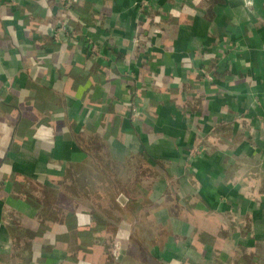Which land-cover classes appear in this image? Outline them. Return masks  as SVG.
Returning <instances> with one entry per match:
<instances>
[{"label": "crops", "instance_id": "crops-1", "mask_svg": "<svg viewBox=\"0 0 264 264\" xmlns=\"http://www.w3.org/2000/svg\"><path fill=\"white\" fill-rule=\"evenodd\" d=\"M249 141L264 148V0H0V264L264 262L250 250L264 196L245 243L203 171L229 142L243 163ZM197 147L195 175L179 174ZM107 164L141 186L136 201L96 203ZM139 206L181 233L174 260L155 253L153 226L140 238ZM111 224L140 241L107 242Z\"/></svg>", "mask_w": 264, "mask_h": 264}, {"label": "rangeland", "instance_id": "rangeland-1", "mask_svg": "<svg viewBox=\"0 0 264 264\" xmlns=\"http://www.w3.org/2000/svg\"><path fill=\"white\" fill-rule=\"evenodd\" d=\"M70 1V0H69ZM249 4L244 6H250L253 4L254 1L258 0H246ZM208 78V76H206ZM134 116L136 115L135 109L133 112ZM229 141V140H227ZM226 142V141H225ZM248 146H245L244 149L248 150L247 154L246 151L242 148L244 151L243 158H241V164H234L233 162L238 156L237 151H233L235 149L231 148L233 147L231 142L226 143L225 146H228L227 150H223L222 156L218 158L219 164L218 165H204L203 171L207 174L208 178V189H207V195L209 197V204L212 206L214 211H216L226 222V225L232 223V225L235 228V233L237 234L238 231L241 238L246 239L248 232L247 227L252 226L251 223L255 221L250 217V213L252 214V210L258 208L260 205V202L262 201V197L264 196V148L262 145H258L257 142L249 141L247 143ZM250 151V153H249ZM215 153V151L211 152L208 150V158L212 159V155ZM203 154V150L201 151V148H192L186 155L184 161H185V167L184 170L186 173H183L184 170H182L179 174H189V176L195 175V161L193 162L194 158H196L198 155ZM251 155V156H250ZM212 156V157H211ZM242 156V155H241ZM246 156V157H245ZM208 159V160H209ZM194 163V165H193ZM250 172V173H249ZM254 174H253V173ZM168 195V194H167ZM163 201H167L166 199H158L156 202L163 203ZM170 201V205L173 203L172 200ZM168 204V201L166 202ZM117 204V203H116ZM159 225L153 226V231L155 234H157L158 242L159 244H155L154 251L155 253H160V256L163 257L164 255L170 256L173 260L179 253H177V250L173 248V246H177L178 248L181 247V250L183 251V239H181V233L179 234H171V231L163 230L165 226L164 220L165 217L159 213ZM212 215V214H210ZM220 216H215L217 220L220 221ZM264 216L262 214L259 219H256L254 223H257V226H262L261 224H264V218H261ZM113 218L117 219V215L113 214ZM161 223V224H160ZM145 227V223H142ZM237 226H239L240 230H237ZM264 226V225H263ZM142 228V227H141ZM146 228V227H145ZM143 230V228H142ZM166 231V232H165ZM153 232V234H154ZM260 232V234H263V232ZM143 234H140V238L143 240H147L148 238V232L143 231ZM164 233L163 239L161 236ZM178 233V232H176ZM223 234H225L223 232ZM235 234V235H236ZM258 237H261L260 235ZM174 236V237H173ZM244 236V237H243ZM235 237V236H234ZM181 239V240H180ZM242 240L246 243L245 240ZM237 240L234 238V241ZM166 242L164 245L161 244V242ZM245 243L236 242V244L243 248L242 250H247V246H243ZM250 250H255L256 252H259L264 255V242L258 241L255 243L254 247ZM177 253V254H176ZM164 254V255H163ZM183 254V253H182ZM240 264H243L242 261H240ZM258 260L256 259V263ZM259 264H264L262 262V259ZM199 264H206V263H199Z\"/></svg>", "mask_w": 264, "mask_h": 264}, {"label": "trees", "instance_id": "trees-1", "mask_svg": "<svg viewBox=\"0 0 264 264\" xmlns=\"http://www.w3.org/2000/svg\"><path fill=\"white\" fill-rule=\"evenodd\" d=\"M213 73V72H212ZM123 106H126L125 104H123ZM108 167H103V174H104V181H99V183H95L94 185H96V190L98 192H101V194L106 195H116V201L118 202V206H120L119 204L121 203V198H131L133 199V201H136V194L140 193V188L141 186L138 183L135 182H125V181H117V179H115L112 175H115V173L119 170L118 168L113 167L112 165H108ZM139 172V170H138ZM141 175H144V179L147 178V176L151 175L150 171L148 170H143V173L139 172ZM131 176H136L135 175V170L131 169L130 172ZM146 188V187H145ZM96 199V203H98V205H105V202H109L110 200L107 199ZM94 201V200H93ZM145 203H149L151 205L152 202L149 201H144L143 204ZM138 204L140 205V203L138 202ZM152 207H155V204L151 205ZM142 207L139 206V213L138 215H130L129 214V218L133 220L138 219L141 223H145V227L147 228V226H153L152 223L147 221V218L149 216L148 212L146 211H142L141 210ZM83 222V220H81ZM86 221V220H85ZM112 226V228L109 229V231L107 232L106 236H105V240H107V242L112 241L113 239H120L121 237H123L124 239H127L129 241L133 242V245L135 246L136 242L135 241H140L139 240V235H138V231H136V226H123L120 232L122 234L119 235V233H116L115 230L113 229L114 224L110 225ZM150 230V228H147ZM116 230H119L118 228ZM222 230V229H221ZM119 232V231H118ZM151 230L147 233L148 236H151ZM198 246L199 244H195V246H193V250L198 252ZM211 250H209V254H210ZM264 260V259H263ZM261 261V257L258 258V262ZM253 263L251 260L247 259L246 264H259V263ZM264 263V262H263ZM223 264H232V259H231V255L227 254V257L225 258V261L223 262Z\"/></svg>", "mask_w": 264, "mask_h": 264}, {"label": "built area", "instance_id": "built-area-1", "mask_svg": "<svg viewBox=\"0 0 264 264\" xmlns=\"http://www.w3.org/2000/svg\"><path fill=\"white\" fill-rule=\"evenodd\" d=\"M133 42H134L135 44H137V43H138V37H137V38H134V39H133ZM90 48H91V50H92L93 52L96 51L95 46L90 45ZM133 112H134V109L132 108V115L134 114Z\"/></svg>", "mask_w": 264, "mask_h": 264}, {"label": "water", "instance_id": "water-1", "mask_svg": "<svg viewBox=\"0 0 264 264\" xmlns=\"http://www.w3.org/2000/svg\"><path fill=\"white\" fill-rule=\"evenodd\" d=\"M241 3H242L243 5H247V4H249L246 0H241Z\"/></svg>", "mask_w": 264, "mask_h": 264}]
</instances>
